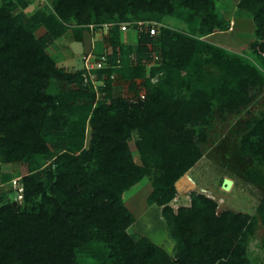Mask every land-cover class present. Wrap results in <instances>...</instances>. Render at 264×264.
<instances>
[{"label":"trees","instance_id":"obj_1","mask_svg":"<svg viewBox=\"0 0 264 264\" xmlns=\"http://www.w3.org/2000/svg\"><path fill=\"white\" fill-rule=\"evenodd\" d=\"M1 1L0 153L3 161L21 164L24 206L9 202L0 208V264H77L79 254L101 264H246L247 239L258 221L264 226V197L253 216L217 213V203L200 193H190L188 207L174 212L169 206L175 182L212 146L207 137L213 121L240 114L264 89V73L257 66L204 40L215 30L228 29L212 12L213 1L54 0L51 13L31 16L15 14L11 0ZM17 3L25 7L21 0ZM183 8L190 9L189 17ZM238 8L253 14L256 36L264 39V0H239ZM144 12L177 13L189 23L201 18L203 27L199 37L157 25L155 36L137 30L135 48L115 37L114 46H119L111 49L108 68L95 71L103 98L112 97L115 71L123 70L132 80L143 74L153 59L150 42L161 45L159 55L168 57L166 66L174 77L186 67L194 71L179 76L151 109L128 114L115 100L110 107L93 108L95 93L81 87L82 73L58 69L46 50L64 35L70 18L88 23L92 13L94 21L124 23ZM40 27L44 32L35 37ZM74 31L80 41V30ZM51 79L66 82L56 98L45 91ZM74 82L77 90L66 87ZM188 94L194 114L185 101ZM88 118L92 133L85 147ZM133 128L145 136L153 165L160 169L152 177L146 204L160 208L175 241V260L161 246L130 232L134 216L123 195L150 175L147 165L134 163L125 141ZM245 128L239 155L264 167V113L251 117ZM41 159L49 163L43 167ZM255 165L244 175L264 186ZM189 230H197L196 238H188Z\"/></svg>","mask_w":264,"mask_h":264},{"label":"rangeland","instance_id":"obj_2","mask_svg":"<svg viewBox=\"0 0 264 264\" xmlns=\"http://www.w3.org/2000/svg\"><path fill=\"white\" fill-rule=\"evenodd\" d=\"M16 8L13 13L22 12L31 16L38 11L51 13L54 0H21L25 4L22 7L17 2L11 0ZM213 11L216 17L224 22L227 30H215L213 33L205 36L204 40L222 47L226 52L248 60L257 66L264 73V51L261 49L263 40L256 36L257 27L253 20V14L244 8H238L239 0H212ZM2 1L0 0V7ZM183 13L188 16L191 12L188 8H183ZM115 18V17H114ZM192 22L185 20V15L177 13H158L144 12L138 19L120 23L117 19L94 21L92 13L88 23L79 22L70 18L64 23L65 33L48 47L46 53L55 61L58 69L70 74L81 72V87L90 88L95 93V103L93 108H105L112 106V100L121 102L126 108L127 113L133 110L143 108L151 109L163 96L168 95L172 83L174 85L181 79L189 76L194 70L185 68L179 75L171 71V67L166 66L167 56L161 57V45L150 42V48L153 59L144 66L143 74L134 80L124 73L123 70L114 72L112 79V92L110 99H104L98 91V84H92L84 70V56L89 52H95V57H100L114 46L115 37L119 42L123 41L129 48H135L137 25L142 23L144 32L147 26L157 25L170 31L187 34L189 36L199 37V30L203 27L201 18L194 17ZM110 23L114 29L112 38L108 34L102 35L100 31L93 32L92 28L97 30L102 24ZM130 24L127 31H121L122 24ZM74 30H80L81 40L75 41ZM44 32L40 27L35 31L34 36L39 37ZM121 44V43H120ZM131 44V45H130ZM123 47L125 45H122ZM158 55L156 61L154 56ZM207 57V56H206ZM163 58L164 61H162ZM172 62H169V64ZM170 64V65H171ZM95 73V72H94ZM180 76V80H179ZM77 82V81H76ZM66 85L69 89L75 91L79 83ZM66 82L51 79L46 88V93L53 98L61 95L63 86ZM74 88V89H72ZM186 104H192L191 111L194 114L195 107L191 102L190 94L185 95ZM264 113V89L258 95L255 102L243 110L240 114L228 115L224 121L215 120L212 126L208 128L207 142H213L212 146L204 152L202 158L194 165V168L187 173H191L188 178L185 173L174 184L176 194L175 200L169 202V206L177 211L179 207H188L191 203L190 193L203 194L217 203V213L232 212L248 214L253 216L257 207L264 197V186H258L250 182L244 175L247 167L251 166L252 160H244L238 152L239 142L246 133V123L254 116ZM150 121V120H149ZM89 118L85 128V147L88 146L91 139V125ZM152 122V121H150ZM153 128V127H151ZM130 154L135 164L149 167L150 175L145 176L137 185L132 186L125 191L123 202L134 216V223L130 229L133 235L144 236L154 244L161 246L166 253L175 260L176 250L175 241L170 235L169 228L164 225L160 218L159 208L155 206L148 207L147 197L151 192L152 177L160 173V169L153 165V156L149 153L146 145L145 136L137 128H133L125 139ZM206 144V143H205ZM205 144L201 145L204 146ZM0 208L9 202H19L21 206L24 203L22 194V167L19 162H5V155L0 153ZM41 165L45 167L49 162L41 159ZM255 164L253 163L252 166ZM257 170L264 175V167L255 165ZM6 179V181H4ZM224 179H230L232 185L229 190H224L222 182ZM192 181V182H191ZM197 230H189L188 238H196ZM246 264H264V226L258 221L254 232L249 235L245 244ZM77 264H101L100 262L79 254L77 255Z\"/></svg>","mask_w":264,"mask_h":264},{"label":"built area","instance_id":"obj_3","mask_svg":"<svg viewBox=\"0 0 264 264\" xmlns=\"http://www.w3.org/2000/svg\"><path fill=\"white\" fill-rule=\"evenodd\" d=\"M130 27H131L130 24L126 23V24H122L120 26V29H121V31H127L128 28H130ZM136 27H137L138 31L141 30L142 29V23H139ZM111 28H112V25L110 23H106V24H102L98 30L96 28L95 29L92 28V29H93V32L100 31V33L102 35H105V34H108V32ZM145 31L148 32V34L150 36H155L157 34L156 24L147 26ZM111 53H112V51H111V49H109L108 51H106L105 54H103L100 57H95L93 55V52H89L86 56H84V62H83L84 63L83 64L84 70H85L86 74L88 75V77L91 79L92 84L97 83V78H96L97 75L94 72L97 70H102V69L108 68L109 65L107 63V60H108V56L111 55ZM154 59L156 61H158L159 56L155 55ZM116 63H117L116 66L119 67V61H116ZM111 78L113 79L114 75H112ZM100 83H102V82H100Z\"/></svg>","mask_w":264,"mask_h":264},{"label":"crops","instance_id":"obj_4","mask_svg":"<svg viewBox=\"0 0 264 264\" xmlns=\"http://www.w3.org/2000/svg\"><path fill=\"white\" fill-rule=\"evenodd\" d=\"M243 159H244V158H243ZM244 160H249V158H245ZM252 165H253V163H252L251 166H249V167H253ZM249 167H247V168H249ZM193 168H194V166H193L191 169H189L187 172H189V171L192 170ZM247 168H246V169H247ZM187 172H186V173H187ZM244 173H245V171H244ZM190 174H192V172H191V173H187L186 176H187V177H188V176L190 177V176H191ZM189 177H188V178H189ZM191 182H192V181H191ZM136 185H137V184H136ZM175 199H176V197L173 198V200H175ZM147 206H148V205H147ZM152 206H155V208H159V207L156 206V205H151V206H148V207H152ZM159 209H160V208H159ZM159 215H160V218L162 219V222H163L164 225H165V222H164L163 218L161 217L160 212H159Z\"/></svg>","mask_w":264,"mask_h":264},{"label":"water","instance_id":"obj_5","mask_svg":"<svg viewBox=\"0 0 264 264\" xmlns=\"http://www.w3.org/2000/svg\"><path fill=\"white\" fill-rule=\"evenodd\" d=\"M231 185H232V181L230 179H224L222 182V187L224 188V190H229Z\"/></svg>","mask_w":264,"mask_h":264}]
</instances>
